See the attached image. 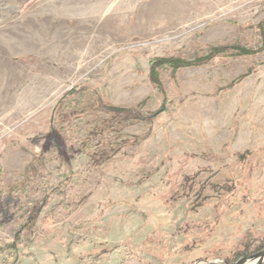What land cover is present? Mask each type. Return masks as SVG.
Listing matches in <instances>:
<instances>
[{"label":"rangeland","instance_id":"obj_1","mask_svg":"<svg viewBox=\"0 0 264 264\" xmlns=\"http://www.w3.org/2000/svg\"><path fill=\"white\" fill-rule=\"evenodd\" d=\"M263 248L264 0H0V264Z\"/></svg>","mask_w":264,"mask_h":264},{"label":"water","instance_id":"obj_2","mask_svg":"<svg viewBox=\"0 0 264 264\" xmlns=\"http://www.w3.org/2000/svg\"><path fill=\"white\" fill-rule=\"evenodd\" d=\"M209 264H219L210 261ZM234 264H264V248L250 255H244Z\"/></svg>","mask_w":264,"mask_h":264},{"label":"trees","instance_id":"obj_3","mask_svg":"<svg viewBox=\"0 0 264 264\" xmlns=\"http://www.w3.org/2000/svg\"><path fill=\"white\" fill-rule=\"evenodd\" d=\"M29 220V219H28ZM29 221H31V220H29ZM237 258H233V259H226L230 264H232V263H234L235 262V260H236Z\"/></svg>","mask_w":264,"mask_h":264}]
</instances>
